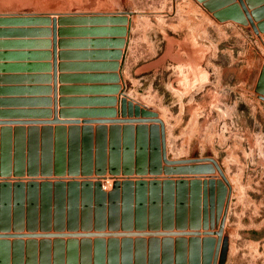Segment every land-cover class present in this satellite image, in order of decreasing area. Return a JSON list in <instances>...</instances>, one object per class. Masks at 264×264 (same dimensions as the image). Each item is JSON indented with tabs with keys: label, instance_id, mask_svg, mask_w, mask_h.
I'll list each match as a JSON object with an SVG mask.
<instances>
[{
	"label": "rangeland",
	"instance_id": "rangeland-1",
	"mask_svg": "<svg viewBox=\"0 0 264 264\" xmlns=\"http://www.w3.org/2000/svg\"><path fill=\"white\" fill-rule=\"evenodd\" d=\"M121 14L130 18L127 34L105 32L124 26L104 25L99 20ZM0 15L47 17L49 23L38 26L47 27V36L52 35L54 55L57 42L53 39L51 20L60 15L67 17L68 21L57 24L61 29L56 33L62 38L77 32L81 40L79 47H83L78 52L82 56L78 64L80 70L110 72L108 80L104 79L109 85L80 88L103 91L109 96L78 98L74 102L78 104L75 110L64 108L67 106L63 103L69 99L58 98L53 73V98L48 100L52 109L14 114L15 118L29 120L9 121L26 123L9 125L25 130H41L45 123L51 136L56 128L64 129L68 136V128L75 124L66 121L79 120L77 143L46 144V158H50L51 163L55 151L60 152L59 159H67L69 151L77 154V174L31 176L24 173L7 177L10 183L19 180L25 184L30 181L101 184L105 200L97 198L96 192L88 191V200H83L88 203L79 201L76 230L61 233L128 232L137 241V232H192V220H196L193 214H197L198 208L190 199L197 198V181L208 183L211 177L220 179L217 172L205 177L166 175L164 168L179 165L167 164L159 156L160 123H130V120L143 118L129 115L128 107L125 115L119 113V100L126 98L127 102L150 110L154 114L150 119L163 123L167 162L211 158L221 168L232 197L223 227V236L228 242L224 264H264V95L256 91L264 68V0H0ZM84 19L86 21H79ZM35 25H8L2 29L9 34L0 38L19 36L28 32L20 27ZM7 42H1L0 48L9 44ZM58 45L63 47L64 41ZM59 55L67 57L64 53ZM52 61L53 70L68 66L57 65L55 59ZM109 110L117 113L109 116L105 113ZM55 119L59 123H54ZM97 129H105V150L103 143L97 140V134L102 131L97 132ZM84 131L88 132V137L83 141ZM41 135L40 131V138ZM104 158L107 170L98 174ZM157 161L160 162L159 171L154 174L151 169ZM137 170L143 172L137 173ZM137 183L145 184L141 189H146L148 195L146 206L137 207ZM115 184L117 188L113 190ZM183 196L187 203L184 207L179 200ZM156 197L158 201L153 200ZM0 209L3 208L0 206ZM137 210L143 211L144 221L137 222ZM181 212L185 215L184 225L177 221ZM166 217L170 220L166 221ZM213 217V227L210 228L209 223L208 231L219 228L216 209ZM9 218L12 220L11 215ZM13 226L11 222L6 232L60 233L40 228L33 232L25 227L16 230ZM198 230L203 232L201 227ZM163 237L159 235L158 240ZM171 238L176 240V236ZM41 239L24 237L21 241L37 243ZM76 239L80 241L81 237ZM66 240L67 237L62 239ZM145 240L148 241L149 236H145ZM189 240L190 237H184V241ZM158 248L161 250L160 244ZM133 252L132 264H137L136 246ZM193 252L189 244L187 264H198ZM62 257V264H66L65 255Z\"/></svg>",
	"mask_w": 264,
	"mask_h": 264
},
{
	"label": "water",
	"instance_id": "water-1",
	"mask_svg": "<svg viewBox=\"0 0 264 264\" xmlns=\"http://www.w3.org/2000/svg\"><path fill=\"white\" fill-rule=\"evenodd\" d=\"M63 21L68 20L67 17L61 15L51 20L54 40L57 24H61ZM69 21L72 22L71 19ZM79 21L84 22L86 20ZM99 21H102L104 25L124 26L119 30H104L108 33H120L122 36L127 34L130 27V18H128L127 14L107 16ZM48 23L47 17L43 16L27 15L15 17L0 15V37L9 34L8 30L2 29L8 25H47ZM125 25H127V28H125ZM256 91L264 95V68L260 72ZM119 104V113L121 115H125L126 107H128L129 115L143 118L130 120V123L152 121L160 123L157 147L159 148V156L167 164L179 165L164 168L163 170L166 175H181L184 177L197 174L205 177L207 174L218 173L219 180L211 177L208 183L197 181V198L195 200V196H192L190 199L194 201V205L196 204L198 208L197 214H193L196 220L188 214V217L193 219L191 228H194L193 230L195 231L181 230L177 234H172L171 232H137V241H134L131 238L133 235L128 232H101L97 234L88 232L84 234L61 233L64 230H76L79 201L83 202V204L88 203L87 201H83L88 200V191L96 192L97 198H101L102 201L105 200L106 196L101 184L99 182L95 184L82 183L81 185L77 182H43L39 184L34 181L25 184L19 180L10 183L7 177L11 174L20 176L24 173L31 176H35L38 173L42 175L51 173L64 174L66 172L68 174H77L79 172L77 154L69 151L67 159H59L57 155L60 152L55 151L54 161L51 163L50 158H46V144L77 143V124L79 120L66 121L69 124H75L74 127L70 126L68 128V136L64 134V129L62 128H56L55 134L51 136V130L44 126L46 125L45 123H42L43 127L41 130L38 128L25 130L21 127H9V125L26 124L24 122H0V176L2 177V180H0V206L3 208L0 209V231H3L0 233V264H62V255H65L66 264H132L134 255L133 246L137 247V264H145L146 260H148V264H184L186 242L184 241V237L186 236L190 237L188 244L194 249V261L197 260L198 264H224L228 242L227 238L223 236V227L227 217L231 188L221 168L211 158L167 162L165 158L163 123L158 119H150L154 114L140 104H134L132 101L127 102L126 98L120 99ZM105 113L109 116H114L117 112L109 110ZM2 115L4 113L0 112V116ZM53 122L59 123L57 119ZM82 123L86 124V122ZM40 131L42 132L41 138L39 136ZM86 131H84L82 137L83 141L88 137L86 136V133H88ZM99 131H102V129H97V132ZM104 131L101 134H97V140L103 143V149L105 150L107 137ZM32 144H34L33 147ZM155 152H158V150ZM159 163L157 161L151 169L154 174L159 171ZM52 165H54L53 169ZM106 170L107 164L104 158L103 168L97 170L96 173L104 174ZM81 172L87 173L83 170ZM142 172L143 170H137V173ZM141 187H145V184L137 183V207L146 206L148 201V195L145 193L146 189H141ZM116 188L117 185L115 184L113 190ZM157 198L153 200L158 201ZM179 200L183 207V204L187 205L184 202V196ZM149 201H152V199ZM11 205L13 206L12 211ZM169 205H172V201H170ZM215 209L219 228L217 231H208L209 223L210 228L213 227V212ZM142 214V210L140 212L137 210V222L144 221ZM10 215L12 216V220L9 218ZM184 218L185 215L181 212L177 221L184 225ZM166 219V221L170 220L168 217ZM11 222L14 225L13 229L16 230H22L25 227L27 231L33 232L37 228H40L41 230L53 229L54 231H60V233L40 235L10 234L6 231L10 229ZM188 225L189 222H187ZM200 227L203 229V232L198 230ZM159 235L164 236L161 241L158 240ZM145 236H149L148 241L145 240ZM173 236H176V240L171 238ZM24 237L29 240L36 237L42 239L37 243L22 242L21 239ZM66 237L68 240L63 242L62 239ZM77 237H81V240L78 241ZM90 237H96V239L92 241ZM105 237H108V240ZM119 237L121 238L118 239ZM10 238L14 239V241H10ZM159 244L161 250L158 248ZM63 247L66 249L64 253Z\"/></svg>",
	"mask_w": 264,
	"mask_h": 264
},
{
	"label": "crops",
	"instance_id": "crops-1",
	"mask_svg": "<svg viewBox=\"0 0 264 264\" xmlns=\"http://www.w3.org/2000/svg\"><path fill=\"white\" fill-rule=\"evenodd\" d=\"M40 13L38 12L37 14ZM43 13L52 14L56 12ZM50 27L48 28L50 29ZM20 28L28 32L10 38H0V42L8 41L7 43H9L5 47L0 48V112L4 113V115L0 116V122L29 120L26 117L20 119L16 116L15 118L14 114L52 109V105L48 100L53 98V73L55 74L58 98L69 99V102L65 101L63 103L64 106H67L64 108L77 109L78 104L74 102L78 98H104L109 96L103 91L96 92L93 89H80L83 86L92 88L100 84L109 85V81L104 79L110 72L90 70L84 72L80 70L78 64L82 61V56L78 52L83 50L81 49L83 47H79L81 45L78 42L81 40L78 38L77 32H72L68 37L62 38L56 33L55 41L57 45L54 55L52 35L47 36V27L35 25ZM69 28L75 31L73 27ZM60 29V27H57V30ZM61 41H64L63 47L58 45V42ZM86 47L90 46L87 45ZM60 53H64L67 57L64 56L65 58H62L59 55ZM53 59H55L57 65L68 64V66L62 68V71L58 68L53 70ZM58 108L60 107L58 106ZM102 108L109 107L103 106ZM13 126L11 125V127ZM188 253L189 244L185 242L184 262L186 264L188 263ZM145 264H148V260H146Z\"/></svg>",
	"mask_w": 264,
	"mask_h": 264
},
{
	"label": "built area",
	"instance_id": "built-area-1",
	"mask_svg": "<svg viewBox=\"0 0 264 264\" xmlns=\"http://www.w3.org/2000/svg\"><path fill=\"white\" fill-rule=\"evenodd\" d=\"M107 183V182H106ZM108 185V184H107ZM107 185L105 184V187H107Z\"/></svg>",
	"mask_w": 264,
	"mask_h": 264
}]
</instances>
